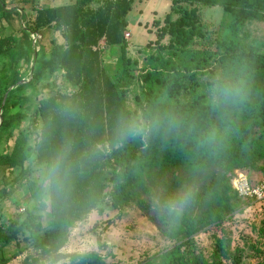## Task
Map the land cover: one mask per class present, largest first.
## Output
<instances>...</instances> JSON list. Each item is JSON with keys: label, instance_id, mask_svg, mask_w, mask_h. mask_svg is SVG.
I'll list each match as a JSON object with an SVG mask.
<instances>
[{"label": "trees", "instance_id": "obj_1", "mask_svg": "<svg viewBox=\"0 0 264 264\" xmlns=\"http://www.w3.org/2000/svg\"><path fill=\"white\" fill-rule=\"evenodd\" d=\"M135 1L0 0V203L19 188L26 201L0 217V264L28 252L23 264L56 263L93 212L113 216L94 224L99 249L71 264H116L102 235L132 206L171 241L137 264H264L226 226L254 201L233 188L235 171L264 170V38L251 32L264 0H168L141 61L125 37ZM216 5L219 24L203 13ZM14 16L21 35L5 32ZM211 228L221 238L207 255L196 236Z\"/></svg>", "mask_w": 264, "mask_h": 264}, {"label": "rangeland", "instance_id": "obj_2", "mask_svg": "<svg viewBox=\"0 0 264 264\" xmlns=\"http://www.w3.org/2000/svg\"><path fill=\"white\" fill-rule=\"evenodd\" d=\"M74 0H33V2H24L20 6L31 8L32 6H56L67 4ZM11 6L18 5L17 2H11ZM100 3H94L92 6L97 7ZM170 3L168 0H136L134 7L127 14L128 28L125 36L129 42L128 55L133 59L143 58L140 52L148 42L156 40V28L153 25L155 20H163L165 13L169 10ZM204 17L208 21L216 24L227 19L221 6H211L203 8ZM25 27V22L14 16L11 24L6 27L5 32H19V26ZM254 36L264 38V23L254 24L251 27ZM40 35L34 34V40H40ZM102 46L104 40L101 41ZM48 44L47 36L42 39V43L37 46L39 50L43 45ZM119 51L117 47H110L103 53L108 62L116 65ZM25 189L19 188L12 198L4 199L0 203L1 220L8 219L21 211L25 207L23 199ZM24 200V201H23ZM23 203L18 208L16 202ZM44 223L48 219L47 212L43 211ZM113 216L112 213L99 215L97 212L91 213L88 218L78 223L70 233L67 244L60 250L61 258L53 264H71L75 254H82L92 250H98L97 236L100 230L94 226L95 222L100 219H108ZM264 222V202L253 201L252 204L244 209L242 213L236 214L235 221L226 223V226L232 232V245L244 249L245 254H250L246 261L250 263L264 259V234L261 227ZM103 239L113 248V255L108 258L109 262L116 264H137L142 259L152 256L158 251L171 244V241L165 238L156 227L134 206L128 208L122 218L116 219L115 223L102 235ZM221 238L219 229L211 228L207 231L200 232L196 240L205 253L210 254L213 247ZM256 249L252 250L251 247ZM10 253V251H8ZM25 253L22 256L12 260L8 264H23ZM49 261H42L38 264H48Z\"/></svg>", "mask_w": 264, "mask_h": 264}, {"label": "built area", "instance_id": "obj_3", "mask_svg": "<svg viewBox=\"0 0 264 264\" xmlns=\"http://www.w3.org/2000/svg\"><path fill=\"white\" fill-rule=\"evenodd\" d=\"M125 36H129V33L125 34ZM103 46L101 43V47ZM232 185L240 197L264 202V170L258 180H251L247 173L236 170L232 178Z\"/></svg>", "mask_w": 264, "mask_h": 264}, {"label": "water", "instance_id": "obj_4", "mask_svg": "<svg viewBox=\"0 0 264 264\" xmlns=\"http://www.w3.org/2000/svg\"><path fill=\"white\" fill-rule=\"evenodd\" d=\"M33 35L34 34H31V36L33 37ZM40 35V34H39ZM33 42H35V40H34V37H33ZM30 74H32V72L30 73ZM24 82H26V81H21L20 83H24ZM13 88V86H11L10 88H9V90H11ZM6 96H7V94H6ZM4 103H5V99H4V101H3V103H2V105H1V107H0V110L3 108V105H4ZM3 123V117L2 116H0V125Z\"/></svg>", "mask_w": 264, "mask_h": 264}]
</instances>
